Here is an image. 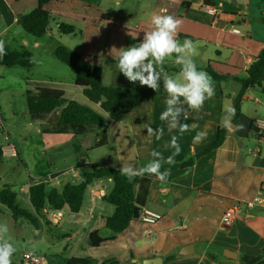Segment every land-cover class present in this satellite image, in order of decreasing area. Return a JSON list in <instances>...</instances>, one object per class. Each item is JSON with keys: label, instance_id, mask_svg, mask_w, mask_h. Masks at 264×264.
<instances>
[{"label": "crops", "instance_id": "1", "mask_svg": "<svg viewBox=\"0 0 264 264\" xmlns=\"http://www.w3.org/2000/svg\"><path fill=\"white\" fill-rule=\"evenodd\" d=\"M210 9L215 11V15L208 13ZM165 11L182 20L177 38L181 42L190 39L196 43L194 59L198 68L207 72L208 66L226 79L216 81L207 72L212 78L215 95L206 100L198 113L190 112L188 120L181 117V122L190 126V130L182 134L178 128L170 130L167 122L160 120V114L166 108V92L130 111L126 122H123L128 132L129 165L133 162L131 166L143 167L152 159L150 153L153 150L159 151L165 158L172 155L175 149L169 145L173 136L177 137L181 148V152L174 157L175 164L208 147L221 129L225 131L223 142L196 159L191 167L171 172L165 182L155 176L151 178L143 207L161 215L154 224L132 220L123 231L116 234L109 232L105 219L114 212V207L103 201V196L110 192L113 181L111 178L94 179L86 188L79 212L74 213L77 217L68 219V233L65 235L73 243L72 249L75 248L71 257L92 258L97 261L95 264H102L105 260L144 264L145 260L155 258H159L161 264H245L241 256L259 255L264 241V129L257 124L264 123V93L261 92L264 91V72L261 88L246 90L239 117L232 121L233 130L221 127V122L224 106L235 105V95L240 86L238 80L246 77V70L264 47V0H206V3L204 0H146L143 16L138 19L142 24L139 26L142 28L140 34L143 36L144 32L151 30L153 14ZM56 14L63 16L60 11ZM231 30H236V33ZM165 63L166 73H179L180 66L174 58L166 59ZM28 84L29 81L25 91L34 86ZM78 95L82 96L80 89ZM2 124L0 122L2 134L8 135L9 141L3 138L0 143V159L16 156L20 159L19 148L11 143L10 135ZM145 124H150L153 129L163 128L161 139L157 140L155 135L149 137ZM193 124L195 128L191 127ZM38 125L39 133L47 140V144L42 143L43 149L59 148L67 139L83 135L42 133L43 123L38 122ZM239 125L243 127H236ZM198 132H205L206 136L194 143ZM79 150L80 145L73 146L72 151ZM116 154L115 159L107 157L95 165L120 169L123 162L120 144L116 147ZM92 164L81 158L67 167V179L61 181L58 171L50 173L49 178L59 184L79 182ZM257 196L261 198V203L251 208L244 206L245 201ZM228 210L232 211V218L228 224H222L223 214ZM30 211H33L32 207ZM64 211L70 212L67 208H63ZM43 224L39 215L38 232H44ZM92 231H98L105 241L97 247L88 245L89 251L94 248L98 254L94 255L91 251V254L89 251L83 254L78 249L84 250L88 234ZM77 237L82 239L79 245ZM189 244L193 246L192 254L178 255L179 250ZM224 250L236 257L225 256ZM170 257L172 259H168ZM66 259L55 251L48 261L41 260L45 264H65Z\"/></svg>", "mask_w": 264, "mask_h": 264}, {"label": "rangeland", "instance_id": "2", "mask_svg": "<svg viewBox=\"0 0 264 264\" xmlns=\"http://www.w3.org/2000/svg\"><path fill=\"white\" fill-rule=\"evenodd\" d=\"M144 3L146 0L52 1L44 6L52 11L48 31L36 37L26 33L14 20V16L16 18L30 12L36 6V0H0V40H3L5 47L11 50L19 51L23 46L31 53L34 63L29 69L0 65V122L4 128L6 127L11 143L21 152L20 159L18 156L0 159V188L3 185H10L16 194L19 207L31 210L28 187L38 179H43L47 190L60 189L64 183L55 182L53 178H49V174L58 171L57 176L61 181L67 179L69 175L67 167L81 158L94 164H99V161L107 157L115 159L116 147L120 144L123 151L121 166L130 164L128 132L126 124L123 123L126 122L127 115L120 123L115 124L108 120L101 127L93 128L90 133L76 136L75 139H67L59 148L43 149L42 143L47 144V140L39 133L38 122L31 123L28 119L24 89L28 81V85L41 83L60 88L64 90L66 99L81 101L101 113L96 104L78 95L79 88L74 85L73 72L53 55L54 49L58 46L81 55L93 66L99 67L103 85L148 88L141 86L139 82H129L116 67L119 49L138 44L143 39L140 34L142 28H139L142 24L138 19L143 16ZM57 11L63 16L56 14ZM16 13L18 14L15 15ZM56 22L71 24L74 27V34L59 33ZM165 64L164 62L163 68H167ZM1 128L0 126V143L4 137ZM101 132H105L106 142L98 145L96 140H99ZM75 145H80L79 152L72 151ZM67 214L63 212L56 226H52L45 215L41 214L44 222L42 233L24 218L14 220L8 207L0 204V224H7L8 236L17 249L12 257V264H24L23 257L26 253L40 259V262L35 264H45L41 259L48 261L55 251H58V255L63 259L74 255L73 243L65 235L68 233ZM81 242L82 239L77 237V244ZM78 250L83 254L89 251L88 243L84 250L83 248ZM90 251L94 255L99 253L94 248Z\"/></svg>", "mask_w": 264, "mask_h": 264}, {"label": "trees", "instance_id": "3", "mask_svg": "<svg viewBox=\"0 0 264 264\" xmlns=\"http://www.w3.org/2000/svg\"><path fill=\"white\" fill-rule=\"evenodd\" d=\"M52 1L59 0H36V6L27 14L18 15L16 23L30 35L36 37L44 35L48 31V25L52 18L44 6ZM204 2L206 3V0ZM55 25L59 33L74 34V27L71 24L56 22ZM53 55L73 72L74 85L81 90L84 98L98 105L101 113L86 104L66 99L64 91L60 88L36 83L32 89L25 91L26 113L30 122L43 123V127L40 129L42 133L82 135L95 127H101L108 120L119 121L140 104L165 92L162 87H160L159 92H156L150 88L106 86L101 83V69L93 66L81 55L72 53L63 46L56 47ZM0 65L29 69L33 67L34 63L31 53L24 47L19 51L5 47V54L0 56ZM206 71L216 81L226 79V76L216 74L208 66ZM263 72L264 47L246 70V77L238 80L240 86L235 95L236 113L233 122L239 117L240 106L246 90L253 87L261 88ZM261 92L264 93L263 90ZM224 136L225 131L218 130L215 139L204 150L172 166L164 164V168H170L171 173L191 167L196 159L221 145ZM105 142L106 137L102 134L97 144L103 145ZM152 177V175L145 174L142 177L138 176L129 180L121 174L119 169L92 164L90 170L83 174L81 181L67 182L60 189L50 188L47 190L44 181H38L29 186L28 199L33 209L32 212L19 207L16 202V194L9 185L0 188V204L8 207L14 220L24 218L37 227L38 216L43 215L44 208L53 210L67 208L72 213H78L87 186L94 179L111 178L113 181L112 189L103 196V201L112 205L114 212L105 219V227L116 234L123 231L132 220L137 219L140 207L145 204ZM104 241L105 239L99 236L98 231H92L88 234L89 246L97 247ZM168 259H172V257ZM241 261L245 264L263 263L264 241L259 255H243ZM95 263L97 261L92 258L70 257L65 260V264ZM102 264L120 263L115 260H105Z\"/></svg>", "mask_w": 264, "mask_h": 264}, {"label": "clouds", "instance_id": "4", "mask_svg": "<svg viewBox=\"0 0 264 264\" xmlns=\"http://www.w3.org/2000/svg\"><path fill=\"white\" fill-rule=\"evenodd\" d=\"M150 22L151 30L144 32L140 43L119 49L116 67L129 82H139L141 86H147L156 92L160 91L162 81L167 99L160 120L166 121L170 130L178 128L182 134L189 131L190 126L182 123L181 117L188 120L190 112L198 113L206 100L215 95V88L212 78L198 68L194 59L197 52L196 43L190 39L181 42L177 38L182 20L165 11L153 14ZM4 54L5 43L0 40V56ZM169 58H174L175 63L180 66V71L176 75H169L164 71V62ZM235 113L234 105H225L221 127L233 130L232 120ZM191 127L195 128L196 125L193 124ZM236 127L242 128L243 125ZM145 128L149 137L155 135L157 140L161 139L163 128L153 129L150 124H145ZM205 136V132H198L193 142H199ZM169 146L175 151L167 158L159 151L153 150L150 153L152 159L143 167L122 165L119 169L121 174L129 180L148 174L155 176L162 183L165 182L170 175V168L165 169L164 164L174 165V157L181 152L176 136L171 138ZM8 231L7 224H0V264H12V257L17 251L8 236Z\"/></svg>", "mask_w": 264, "mask_h": 264}, {"label": "built area", "instance_id": "5", "mask_svg": "<svg viewBox=\"0 0 264 264\" xmlns=\"http://www.w3.org/2000/svg\"><path fill=\"white\" fill-rule=\"evenodd\" d=\"M208 13L211 15H215V11L214 10H208ZM231 32L236 33V30H231ZM259 125V127H261V129H264V123H257ZM4 140H8L9 141V137L8 135L4 134ZM92 193H95L91 190ZM261 198L260 197H255L251 200L245 201L244 202V206L246 208H251L259 203H261ZM43 214L46 216L47 220L49 223L56 225L62 218L63 216V208L59 209V210H53V209H49V208H44L43 209ZM161 218V215L149 210L145 207H140L139 211H138V217L136 220L144 223V224H154L156 223L159 219ZM232 218V211L228 210L223 214L221 223L222 224H228L230 222ZM24 264H35V263H39L40 259L33 256L30 253H26L24 254Z\"/></svg>", "mask_w": 264, "mask_h": 264}, {"label": "water", "instance_id": "6", "mask_svg": "<svg viewBox=\"0 0 264 264\" xmlns=\"http://www.w3.org/2000/svg\"><path fill=\"white\" fill-rule=\"evenodd\" d=\"M67 217H68V219H73V218H76L77 215L72 213V212H68ZM192 252H193V246L191 244H189V245L183 246L179 250L178 255L185 256V255L192 254ZM223 254L227 257H232V258L236 257L235 254H233L232 252H229L227 250H224ZM144 264H161V263H160L159 258H155V259L145 260Z\"/></svg>", "mask_w": 264, "mask_h": 264}]
</instances>
